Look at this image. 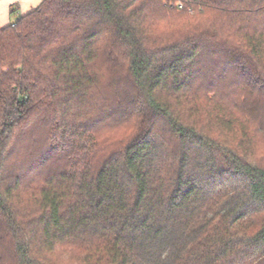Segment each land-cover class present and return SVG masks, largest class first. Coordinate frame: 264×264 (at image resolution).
<instances>
[{
	"label": "trees",
	"instance_id": "1",
	"mask_svg": "<svg viewBox=\"0 0 264 264\" xmlns=\"http://www.w3.org/2000/svg\"><path fill=\"white\" fill-rule=\"evenodd\" d=\"M178 1L0 28V264H264V0Z\"/></svg>",
	"mask_w": 264,
	"mask_h": 264
},
{
	"label": "crops",
	"instance_id": "2",
	"mask_svg": "<svg viewBox=\"0 0 264 264\" xmlns=\"http://www.w3.org/2000/svg\"><path fill=\"white\" fill-rule=\"evenodd\" d=\"M43 0H0V28L13 24L17 17L37 8ZM14 17H12V15Z\"/></svg>",
	"mask_w": 264,
	"mask_h": 264
},
{
	"label": "built area",
	"instance_id": "3",
	"mask_svg": "<svg viewBox=\"0 0 264 264\" xmlns=\"http://www.w3.org/2000/svg\"><path fill=\"white\" fill-rule=\"evenodd\" d=\"M175 8H176L178 11H182V10L184 9V6H183L182 2L176 0Z\"/></svg>",
	"mask_w": 264,
	"mask_h": 264
},
{
	"label": "rangeland",
	"instance_id": "4",
	"mask_svg": "<svg viewBox=\"0 0 264 264\" xmlns=\"http://www.w3.org/2000/svg\"><path fill=\"white\" fill-rule=\"evenodd\" d=\"M12 15V14H11ZM12 17H14L13 15H12Z\"/></svg>",
	"mask_w": 264,
	"mask_h": 264
}]
</instances>
